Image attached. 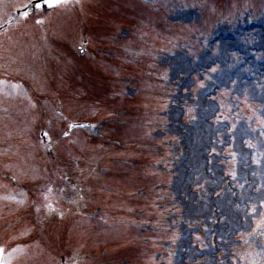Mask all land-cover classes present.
<instances>
[{
    "label": "rangeland",
    "instance_id": "374dc122",
    "mask_svg": "<svg viewBox=\"0 0 264 264\" xmlns=\"http://www.w3.org/2000/svg\"><path fill=\"white\" fill-rule=\"evenodd\" d=\"M81 12L84 19L68 10L51 16V35L59 46H49L42 38V48L37 43H17L15 47L14 41L4 54L12 61L7 60L1 68L17 81L26 82V92L32 97L48 99L39 103L43 109L39 115L38 104L22 85L2 89L0 104L17 109L21 116L12 111L2 116L5 124L13 127L7 135L13 136L9 141L2 139L0 149L6 155L24 152L39 161V149L31 139L37 137L45 117L55 119L50 132L57 158L52 167L45 165V177L50 175L54 186L64 187L68 198H79L82 210L89 214L102 211L111 218L102 223V213L99 220L71 218L58 228L48 227L59 250L101 264H172L174 252L181 257L179 264H221L222 257H229L231 264H264V69L260 65L264 61V0H85ZM250 23L258 28L243 30ZM22 30L16 27L13 32ZM221 33L237 43L220 40L212 44L213 37ZM83 34L88 35L91 47H84L90 49L91 56L77 52ZM132 39L153 46L149 59L155 61V67L127 68L121 63L130 60ZM227 45L225 52L222 47ZM231 69L238 71L232 79L224 76ZM177 83L183 89L181 97H174ZM58 99L64 109L58 106ZM202 100L212 115L205 127L208 139H204L205 150L210 152L201 157L209 160V168L204 169L202 159L192 154L191 165H187L198 172L188 182L195 180V185L180 188L183 174L179 168L186 163V151L189 154L193 148L182 134L199 124ZM180 111L186 113L183 121ZM61 112L66 113L67 121L95 122L97 135L103 133V138L92 141L81 131L74 134L76 140H65ZM151 124L153 130L148 135ZM18 141L21 144L11 145ZM245 155L253 162L240 170ZM12 156H0V161ZM76 158L85 166H77ZM99 165L102 170L97 172ZM31 168H18L19 175L8 168L0 170L28 184L39 175ZM202 170L207 171L206 178ZM243 170L250 173L249 182ZM55 171L68 175L71 181L67 185L68 181H59ZM80 181L87 184L83 190L73 184ZM226 181L232 191H227ZM254 182H259L258 186ZM223 192L227 200L232 194L238 196L244 225L222 247L219 238L218 256L208 255L209 208L212 203L220 206ZM15 209L18 207L10 210ZM229 209L225 207L226 213ZM134 216V225H130ZM2 222L7 233L14 231L16 221ZM23 224L30 223L24 220ZM220 231L218 235L224 237L226 230ZM186 234L189 239L183 242ZM28 253L27 258L52 256L42 244ZM16 258L10 254L6 264ZM85 259L83 264L89 263Z\"/></svg>",
    "mask_w": 264,
    "mask_h": 264
},
{
    "label": "bare ground",
    "instance_id": "6f19581e",
    "mask_svg": "<svg viewBox=\"0 0 264 264\" xmlns=\"http://www.w3.org/2000/svg\"><path fill=\"white\" fill-rule=\"evenodd\" d=\"M262 48L264 47V39H262ZM228 47L227 46H224V47H222V50H224L225 52H226V49H227ZM172 75H175L174 73H172ZM194 155L195 156H199L200 155V153H199V150H194ZM250 166H251V164H250ZM240 169H243V168H241V166H240ZM180 171H182V173H188V178L190 179V177L191 176H195L196 174H197V169H195V168H193V167H191V166H183L182 168H180ZM262 186H263V191L261 192V194H263L262 196H263V198H264V176L262 177ZM189 182H186V185L188 184ZM185 185V186H186ZM260 186V185H259ZM216 191H218V190H220V186H219V184L218 183H216V185H215V188H214ZM228 204H229V202H224L223 201V199L222 200H220V206H221V208L223 207V208H225L226 206H228ZM200 207H198L197 209H198V212L200 211L201 213H202V211L199 209ZM205 212V211H204ZM207 217V214H206V212H205V214H204V219Z\"/></svg>",
    "mask_w": 264,
    "mask_h": 264
},
{
    "label": "snow or ice",
    "instance_id": "6c2138e0",
    "mask_svg": "<svg viewBox=\"0 0 264 264\" xmlns=\"http://www.w3.org/2000/svg\"><path fill=\"white\" fill-rule=\"evenodd\" d=\"M47 3L49 4V6H53L54 4H67L69 3V0H47Z\"/></svg>",
    "mask_w": 264,
    "mask_h": 264
}]
</instances>
